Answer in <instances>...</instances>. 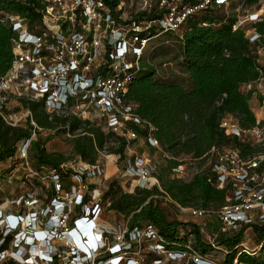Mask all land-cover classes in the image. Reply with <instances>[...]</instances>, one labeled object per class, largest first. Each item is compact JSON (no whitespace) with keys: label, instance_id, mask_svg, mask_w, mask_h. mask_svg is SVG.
<instances>
[{"label":"built area","instance_id":"built-area-1","mask_svg":"<svg viewBox=\"0 0 264 264\" xmlns=\"http://www.w3.org/2000/svg\"><path fill=\"white\" fill-rule=\"evenodd\" d=\"M5 1L0 0V4ZM29 1L38 16L31 25L27 17L0 6V22L13 32L10 42L14 58L8 70L0 75V120L9 127L17 126L22 120V115L7 112L9 96L14 94L41 101L49 121L71 116L88 119L86 112L90 109L103 116L110 128L127 122L145 128L146 122L133 113L134 103L126 97L129 84L141 68L144 48L151 39L167 34H176V39H164L163 43L182 44L188 17L226 6L230 0ZM241 8V17L236 18L232 30H246L256 77L242 83L240 91L251 94L250 100L256 101L261 113L264 111V33L252 25L264 19V0L252 5L244 0ZM209 24L205 20L201 22L204 26ZM28 25L35 28L33 32ZM24 115L27 121L24 129H29L30 135L18 141L14 155L23 158L21 164L27 165L26 154L38 127L30 110ZM231 116L224 114L220 127L231 137L247 135L250 152L244 154L240 146L233 144L212 146L209 151L215 157L212 169L217 186L228 184L230 191L218 208L188 207L194 215L215 213L224 230L245 223H264V115L257 117L255 124L247 129ZM60 127L57 125L52 130ZM152 129L148 125V130ZM80 131L78 127L74 135ZM65 134L72 133L68 130ZM148 135V141L158 143L150 132ZM72 166L71 161H65L59 168L42 167L48 171L51 185L36 207H25L40 199L30 193L0 202V264H125L128 260L130 264H139L131 256V246L141 233L153 236L158 240L155 245L164 247L151 225L141 230L127 223L115 227L100 222L101 202L89 203L90 195L96 198L100 191L93 187L89 195L86 190V179L100 174V165L95 161ZM61 169H69L68 177L61 174L64 172ZM131 169L137 172L141 186L151 178L148 167L141 168L135 163ZM14 204L23 207L12 210ZM192 257L205 264H216L197 253ZM161 262V258H154L152 264Z\"/></svg>","mask_w":264,"mask_h":264},{"label":"trees","instance_id":"trees-1","mask_svg":"<svg viewBox=\"0 0 264 264\" xmlns=\"http://www.w3.org/2000/svg\"><path fill=\"white\" fill-rule=\"evenodd\" d=\"M256 2L246 0L248 5ZM0 6L27 17L30 25L38 19L29 0H7ZM204 20L210 24L201 25ZM235 20V16L223 18L212 10L187 18L180 46L181 62L188 79L186 87L173 79L158 78L155 67L141 60V68L126 92L127 99L134 103L133 113L146 122L145 128L127 122V128L146 138L150 132L162 150L168 151L173 158L188 156L196 161V166L189 179L172 177L167 175V171L180 163L172 158L166 159L163 170L157 172L162 189L154 184L137 187L131 192L124 191L118 188L116 179H111L100 202L110 201L111 207L127 217L130 227L153 226L159 241L168 249L188 250L203 256L213 246L202 239L198 224L169 216L162 206V197L167 195L181 206L218 208L225 201L230 186H217L216 173L212 169L215 157L210 148L233 144L240 146L244 154L250 152L247 142L238 136L226 135L219 124L224 114L233 115L244 129L255 124L249 105L251 94L240 91L242 83L256 77L254 55L246 30H232ZM252 27L264 33V19ZM12 34L11 29L0 22V75L8 70L14 58L10 42ZM23 104L31 110L39 128L53 129L60 125L54 131L58 134L69 130L73 134V154L82 160L94 163L98 148L110 142L115 145L108 146V152L117 154L121 160L125 158L124 136L105 132L101 127L92 126L88 119L75 116L49 121L41 101H24ZM148 125L153 126L152 131L148 130ZM78 127L81 131L74 135ZM29 135V130L13 129L0 120V162L14 154L18 140ZM46 138L31 140L29 152L34 166L37 169L59 168L67 161V156L47 151L44 147ZM61 170L63 172L64 169ZM68 170L61 174L66 175ZM207 227L213 234V245L226 251L225 263H232L236 258V264H264V223H245L236 229L224 230L218 216L213 213ZM247 228L252 229L258 240L255 252L238 247Z\"/></svg>","mask_w":264,"mask_h":264},{"label":"rangeland","instance_id":"rangeland-1","mask_svg":"<svg viewBox=\"0 0 264 264\" xmlns=\"http://www.w3.org/2000/svg\"><path fill=\"white\" fill-rule=\"evenodd\" d=\"M242 6H244V0H230L226 6L214 9L213 11L223 18H227L229 16L240 18ZM29 28L32 32L35 29L33 26L32 28ZM184 29L185 27L183 30ZM164 39L174 40L176 39V34L160 35L159 37L151 39L144 48L142 61L149 62L155 67L158 78L165 77L167 79H173L186 87L188 85V79L181 62V43L176 42L173 46H171L169 44L163 43ZM24 101L33 100H30L29 98L27 99L25 96L17 97L14 94H10L9 96L7 112L18 113L22 115V120L17 126H10L13 129L29 130L24 129L27 126V121H24V114L27 110H30L23 104ZM249 105L254 113L255 120L257 117L264 115V111L260 113V109L256 105V101L254 99L249 100ZM86 117L90 119L89 121L92 123V126L101 127L105 132L112 131L116 135L124 136L126 139V147L124 151L125 158L123 160L119 159L117 154L108 152V146L115 145L114 142L104 144V148H98V157L96 163L100 165L101 173L95 176H90L86 179L88 184L86 190L90 195L92 188L97 187L100 191V195L96 198H92L90 195L89 203L96 200L99 202L101 201L102 193L105 189H107L111 179H116L118 188L124 191L131 192L137 187H151L154 184L158 185L159 189H162L161 184L159 183L160 181L157 176V172L159 173L161 170H163L166 159L172 158L179 161L180 163L169 171H167V169L165 170L169 176L186 180L191 177L192 172L195 170L196 161H194L192 158L184 155L173 158V156L168 151L162 150L158 143L155 144L154 142L148 141V137L146 138L145 136H137L134 132H132L131 129L127 128L126 123H121L115 128H110L108 127L103 116H100L98 113L96 114V112H92L90 109H87ZM231 117L234 120H237L234 116ZM4 125L6 124L4 123ZM72 136V134H58L54 133L52 129H41L38 127L36 129L35 135L31 137V140L37 137H40L42 140H44L47 137L44 142V147L46 150L51 152H59L67 156V161H71V165H73L72 168H76L82 163L90 164V162L84 161L77 155L73 154L71 142ZM239 138H242V141L244 142L248 141L247 135H241ZM22 139L23 138L20 140ZM18 141L15 144V148L18 146ZM14 156L12 158H6L0 162V202L6 199L15 198L18 194L25 195L27 193L33 195L37 194V196L44 198L51 185V177L49 176L48 171L43 168L37 169L34 166V160L30 152L26 154V161L29 168L25 163L21 164L23 158H20L16 154ZM135 163H137V165L141 168L148 167L151 171V178L146 179L144 186L138 184V174L131 169V166L135 165ZM207 164L208 162L205 163V165ZM72 168L70 167V169ZM34 169H36L38 172L33 173L32 170ZM68 173H70V171ZM65 177H68V175ZM41 197L38 199V202L33 203L32 205L27 204L25 207H36L38 204H41ZM100 204L101 211L98 217L100 222H104L115 227H123L126 225L127 217L122 213H119L115 208L111 207L110 201H106L105 203L101 202ZM162 206L166 208L169 216L176 217L182 221H192L199 225L202 239L213 246V248L209 249L207 253L202 256V258H205V260H207L209 263H225L226 251L216 244V246L213 245L215 240L213 238V234L208 230L207 227V222L212 219L213 213L207 215H194L188 208L191 206H184L185 208H180L177 205V202L174 203L171 197L167 195L162 197ZM11 207L12 210H17L23 207V204H14ZM213 207L214 206L210 208L214 209ZM78 213L79 212L76 214ZM76 214H73V216ZM145 226L147 225H144L141 230H143ZM189 237L191 238L192 236ZM156 242H158V240H156L153 236H148L145 233H141L140 236L134 240V243L131 246V256L137 258L139 264H152L154 258L162 259V262L159 264H187L190 261L193 262V264L204 263L202 261L192 259L194 253L188 250L180 251L168 249L165 246L163 248H159L160 246L155 245ZM258 246L259 244L256 235L252 229L247 228L238 247L244 248L249 252H255ZM153 247L158 248L153 251ZM175 251H178L179 253L176 254L174 253ZM233 262L235 261L233 260ZM125 264H130L129 260Z\"/></svg>","mask_w":264,"mask_h":264},{"label":"bare ground","instance_id":"bare-ground-1","mask_svg":"<svg viewBox=\"0 0 264 264\" xmlns=\"http://www.w3.org/2000/svg\"><path fill=\"white\" fill-rule=\"evenodd\" d=\"M87 237V236H86Z\"/></svg>","mask_w":264,"mask_h":264}]
</instances>
